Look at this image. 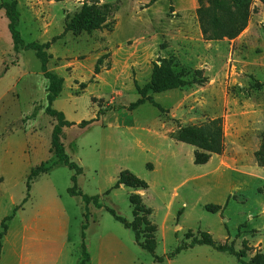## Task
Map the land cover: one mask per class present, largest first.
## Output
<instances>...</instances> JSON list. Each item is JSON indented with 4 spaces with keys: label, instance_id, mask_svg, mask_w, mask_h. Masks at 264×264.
<instances>
[{
    "label": "rangeland",
    "instance_id": "rangeland-1",
    "mask_svg": "<svg viewBox=\"0 0 264 264\" xmlns=\"http://www.w3.org/2000/svg\"><path fill=\"white\" fill-rule=\"evenodd\" d=\"M85 1L93 8L89 20L106 15L112 29L65 32L67 18ZM150 2L18 0L24 41L49 42L46 69L63 78L53 107L77 123L64 128L62 141L70 159L83 169L78 187L84 194L99 195L102 207L71 197L75 171L62 164L39 181H30V193L37 198L42 181H54L72 217L76 259L82 257V225L87 224V250L102 254L106 264H244L205 244L167 256L177 246L202 238L203 232L217 244L243 250L246 260L264 253V167L257 160V152H264V4L255 1L249 24L237 38L208 40L197 16L199 0H173V8L168 0L148 6ZM1 11L0 221L14 212V203L29 197L27 166L57 160L51 152L56 120L46 113L49 80L42 61L34 50H14L8 18ZM155 62L189 70L188 80L195 78L194 70H201L198 78L204 81L154 93L165 113L150 103L129 109L140 98L136 83L149 82ZM219 116L224 120L225 150L206 164H196L197 147L172 134L180 125L201 126ZM91 119L96 120L79 126ZM122 171L125 178L133 174L149 184L142 199L152 211L151 223L142 224V241L152 244L148 230L153 224L155 252L166 257L163 261L139 246L134 232L107 210L134 219L130 196L137 190L124 184L113 188ZM207 205L221 210L211 212ZM109 234L119 243L101 252L96 238ZM9 246L7 260L12 258Z\"/></svg>",
    "mask_w": 264,
    "mask_h": 264
},
{
    "label": "trees",
    "instance_id": "trees-1",
    "mask_svg": "<svg viewBox=\"0 0 264 264\" xmlns=\"http://www.w3.org/2000/svg\"><path fill=\"white\" fill-rule=\"evenodd\" d=\"M61 1V0H57ZM95 1V0H91ZM159 0H151L148 6ZM170 2L171 8H173L172 1ZM256 0H199V6L197 8V16L199 19L200 27L204 37L208 40H220L223 38L235 39L237 38L248 26L250 18L253 13V5ZM264 4V0H259ZM92 4L89 1H85L80 10L76 12L72 17L67 18L65 22V32L85 31L93 32L102 29H112L113 22L106 20V15L102 16L99 21L89 20L90 12L92 10ZM4 10L6 17L8 18V28L13 39L14 50L18 52L21 49L34 50L37 57L42 61V69L44 76L49 80L47 88V102L46 113L56 120L53 127L52 139H51V152L56 157V161L52 163L42 162L41 164L33 167L30 171L27 181V189L29 196L31 189V178L37 176L44 171H50L54 166L62 164L68 166L74 170L72 175L73 185L68 189L69 194L72 196H81L83 200L89 204L94 202L98 207H102L100 203V196H90L84 194L78 187V176L83 172L81 166L72 161L66 153V148L62 141L63 130L65 127L76 125V122L70 121L66 118L63 111L57 110L53 107L54 101L60 95L63 89V78L56 76L55 74L47 71L46 66L48 63L47 49L51 44L49 42H29L26 43L19 30L20 13L18 10V0L2 1L0 3V11ZM63 35V34H62ZM62 36H55L53 41L61 38ZM98 72V68H96ZM190 73L189 70L183 68L181 71H176L167 67L165 64L153 65L151 78L144 86H140L136 83L137 90L140 94V98L133 102L129 109H135L142 104L150 103L154 107L158 108L161 112L165 113L166 109L157 102L153 94L162 93L165 91L183 88L191 83H202L204 80L198 78L202 73L201 70H194L195 78L188 80L185 77ZM258 85H260L257 82ZM101 113V112H100ZM96 119L83 120L79 123V126L85 127L91 124ZM172 137L178 141L187 143L197 147L195 151L194 162L196 164H206L213 154H222L225 150V132H224V120L222 117H216L208 120L201 126L187 125L179 126V129L172 134ZM257 160L264 167V152L262 150L257 152ZM122 184L134 188V189H148L149 184L146 180L139 178L136 175H130L129 178H125V171L121 172V175L113 186V188H119ZM109 192V191H108ZM107 192V193H108ZM130 202L134 206V219L128 220L116 212L115 209L107 207V210L113 215V217L122 223L126 228L131 229L134 232L136 243L143 249L147 250L157 261H163L166 257L159 256L155 252V232L156 228L152 224L153 228H149L151 234L152 244H147L142 241V235L144 229L142 224L146 227L151 223L148 217L152 211L147 208L142 199V195L133 193L130 196ZM207 210L211 212H218L221 210L219 205H207ZM15 211L6 216L1 223L0 230V258L2 254V239L6 235L9 229V222L13 219ZM87 217V214H86ZM88 225H82V257L78 264H87L90 261V253L87 250L85 242ZM209 245L214 249L222 252H228L239 258L244 264H264V253L259 251L254 257L246 260V252L243 250H236L233 244H217L211 234L208 232L202 233V238H193L190 244H182L175 248V250L167 256V258L174 257L182 252L184 249L194 247L195 245Z\"/></svg>",
    "mask_w": 264,
    "mask_h": 264
},
{
    "label": "crops",
    "instance_id": "crops-1",
    "mask_svg": "<svg viewBox=\"0 0 264 264\" xmlns=\"http://www.w3.org/2000/svg\"><path fill=\"white\" fill-rule=\"evenodd\" d=\"M163 138L169 139L165 135ZM32 168L31 165H28L26 168L28 171L26 172L30 174ZM45 175H50V171L39 173L37 176L32 177L31 181H39ZM2 179L0 177V181ZM30 190L33 192V184ZM136 190L140 195L144 194L143 189ZM39 192L40 195L37 198L33 193H30L28 198L24 197L20 203H14L16 206L13 207L16 211L11 222L14 224H9V229L2 239L3 246L0 264L79 263L81 255L78 259L74 258L76 251L73 245H75V242L71 239L70 233L72 217L68 206H65L63 202L62 195L57 192L54 181L51 179L42 181ZM11 199L14 202V194L11 195ZM6 216L8 214L2 217L1 223ZM11 232L14 233L11 234ZM13 237L14 240L12 241ZM96 240L101 252L111 250L112 246H117L119 243L118 237L112 234L100 236ZM8 243L10 244L8 251L12 255L11 260L4 258ZM90 246V243H87L88 249H90ZM89 251L90 261L87 264L107 263L102 254L97 252L95 254L91 250Z\"/></svg>",
    "mask_w": 264,
    "mask_h": 264
}]
</instances>
